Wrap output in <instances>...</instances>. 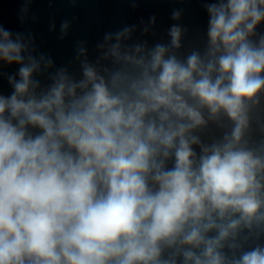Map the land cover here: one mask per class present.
Returning a JSON list of instances; mask_svg holds the SVG:
<instances>
[{
  "label": "clouds",
  "instance_id": "9594fccd",
  "mask_svg": "<svg viewBox=\"0 0 264 264\" xmlns=\"http://www.w3.org/2000/svg\"><path fill=\"white\" fill-rule=\"evenodd\" d=\"M205 9L203 52L180 54L179 23L151 46L126 25L94 61L77 42L78 75L0 24V77L17 66L0 92V264H264V0Z\"/></svg>",
  "mask_w": 264,
  "mask_h": 264
},
{
  "label": "water",
  "instance_id": "95a60500",
  "mask_svg": "<svg viewBox=\"0 0 264 264\" xmlns=\"http://www.w3.org/2000/svg\"><path fill=\"white\" fill-rule=\"evenodd\" d=\"M215 0H31L28 17L22 22L20 9L25 0H0V24L5 28L24 34H31L37 54L49 55L55 66H67L79 74V64L75 60L77 42L83 41L89 49V59L98 55L96 45L107 32H115L124 26H137L133 42L148 41L149 46L157 42L167 43V31L174 23L181 24L186 32L182 36L181 55L194 49L203 52L207 42L208 14L205 4ZM182 10L179 21L171 19L173 10ZM155 16L156 23L147 33L140 31L141 21L147 23ZM70 22L68 34L61 38L60 25ZM53 25L54 30H53ZM264 34V25L257 29ZM4 76L0 77V92L4 95L12 91L7 81L8 74H15L17 66H4ZM42 84L47 83L41 78ZM221 130L211 125L205 130V139L219 135ZM251 139L259 141L264 136V101L253 113Z\"/></svg>",
  "mask_w": 264,
  "mask_h": 264
}]
</instances>
